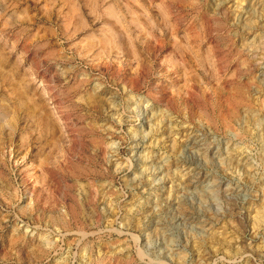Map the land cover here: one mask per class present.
Returning a JSON list of instances; mask_svg holds the SVG:
<instances>
[{
  "label": "rangeland",
  "instance_id": "1",
  "mask_svg": "<svg viewBox=\"0 0 264 264\" xmlns=\"http://www.w3.org/2000/svg\"><path fill=\"white\" fill-rule=\"evenodd\" d=\"M0 264H264V0H0Z\"/></svg>",
  "mask_w": 264,
  "mask_h": 264
},
{
  "label": "bare ground",
  "instance_id": "2",
  "mask_svg": "<svg viewBox=\"0 0 264 264\" xmlns=\"http://www.w3.org/2000/svg\"><path fill=\"white\" fill-rule=\"evenodd\" d=\"M230 99V98H229Z\"/></svg>",
  "mask_w": 264,
  "mask_h": 264
}]
</instances>
